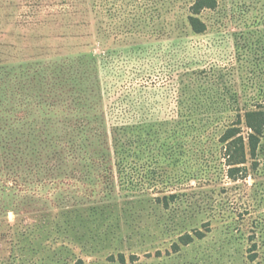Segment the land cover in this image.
<instances>
[{"label": "rangeland", "instance_id": "1", "mask_svg": "<svg viewBox=\"0 0 264 264\" xmlns=\"http://www.w3.org/2000/svg\"><path fill=\"white\" fill-rule=\"evenodd\" d=\"M195 1L0 0V67L94 59L110 130L119 123H160L167 137L180 120V93L183 83L190 82L187 75L192 71L200 73V82L211 96L224 94L232 86L243 98L245 93L257 97L264 94V0H218L215 10L203 12L207 31L200 35L188 23ZM208 105L213 108L215 102L208 101ZM240 105L249 106L251 102L244 98ZM220 117L224 122L226 117ZM215 125L211 122V158L200 152L191 167L165 166L170 175L163 172L165 182L149 177V170L155 167L149 163L134 174L144 177V186L130 191L117 188L119 208L134 206L137 216L132 223L149 230L130 240L125 235L123 246L114 235L106 242L97 238L93 253L70 242L71 237L58 234L53 227L66 226L71 217L87 218L88 209L101 205V201L109 204L102 184L68 180L58 189L38 191L37 201L25 203L16 185L0 170V264H17L22 255L17 247L19 234L36 224H46L52 231L46 242L49 250L40 257H69L67 262L49 264H80V260L82 264H120L108 261L119 251L126 255L127 264H264L248 259V243L227 245L222 224L213 223L212 232L211 226L202 227L211 224V198H224L229 211L245 216L244 191L221 194L222 189L242 183L231 182L219 155L214 157ZM186 171H191V176L185 177ZM184 193L190 195L194 212L186 207V214L180 215V224L176 225L172 218L175 214L164 211L152 199ZM135 198L141 201L127 205ZM160 221L168 229H160ZM121 223L126 227V221ZM193 228L201 229L205 238H196L175 252L172 243L178 241L177 236Z\"/></svg>", "mask_w": 264, "mask_h": 264}, {"label": "trees", "instance_id": "2", "mask_svg": "<svg viewBox=\"0 0 264 264\" xmlns=\"http://www.w3.org/2000/svg\"><path fill=\"white\" fill-rule=\"evenodd\" d=\"M217 7L218 0L194 2L188 23L195 34L207 31L203 12ZM187 76L190 82L183 83L179 98L180 120L166 137L164 126L160 123L154 126L148 123H119L110 130L102 108L103 94L94 59L87 61L81 57L72 62L1 66V172L16 185L20 192L18 195L25 203L32 199L37 201L38 191L58 189L68 180L92 186L102 184L109 204L105 203L106 200L101 201V205L88 209L87 218L71 217L66 226L59 224L53 230L71 237L70 242L83 245L89 253L95 251L92 249L95 239L106 242L110 235L117 236L120 246H123L125 235L130 240L136 235L146 234L149 229L132 223L131 219L135 220L137 216L134 206L119 208L117 188L120 186L130 191L144 186V177L134 174L144 170L149 163L155 166L149 170V177L152 175L153 181L159 179L165 182L163 172L170 176L165 166H192L200 152L203 157L208 155L211 158L208 142H211V122L214 121L217 129L214 157L219 155L220 164L226 168L225 176L231 182L242 183L239 187L222 189L221 194L229 196L234 189L244 191L242 208L245 216L238 217L237 211H229L224 198H211V224L204 223L202 227L211 226L212 232L213 223L222 224L221 233L227 245L243 246L248 243V259L253 263H262L264 94L257 97L245 93L244 98L251 105L241 107L244 98L237 87L232 86L224 94L211 96V92L200 82L198 71H192ZM252 86H255L254 83ZM211 100L215 102L213 108L208 105ZM211 113L215 120L211 119ZM221 115L226 117L224 122L220 121ZM190 172L186 171L185 177L191 176ZM249 180H252L251 185ZM189 196L186 193L172 194L153 198L152 201L164 211L175 214L172 216L173 223L178 225L179 217L187 212L186 207L190 208V212L193 208L194 212V203L188 199ZM140 201L135 198L127 205H136ZM77 219L85 224L78 225ZM123 220L126 227L121 223ZM159 228L168 229V225L160 221ZM51 232L46 224L28 225L27 229H23L17 243L22 253L17 264L67 262L69 257L57 260L40 257L49 250L46 242H49L48 234ZM177 238L178 241L172 243L175 252H179L181 246L191 245L196 238L204 239L205 233L193 228L181 232ZM108 261L128 262L121 251L118 256H110Z\"/></svg>", "mask_w": 264, "mask_h": 264}]
</instances>
